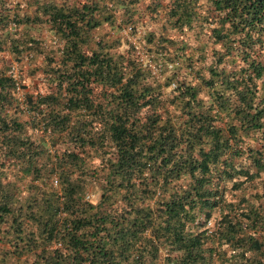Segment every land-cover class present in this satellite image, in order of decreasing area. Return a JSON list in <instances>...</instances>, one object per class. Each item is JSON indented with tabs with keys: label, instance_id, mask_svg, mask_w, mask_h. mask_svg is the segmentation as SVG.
<instances>
[{
	"label": "trees",
	"instance_id": "16d2710c",
	"mask_svg": "<svg viewBox=\"0 0 264 264\" xmlns=\"http://www.w3.org/2000/svg\"><path fill=\"white\" fill-rule=\"evenodd\" d=\"M17 1L44 92L1 63L0 264H264V0Z\"/></svg>",
	"mask_w": 264,
	"mask_h": 264
},
{
	"label": "rangeland",
	"instance_id": "374dc122",
	"mask_svg": "<svg viewBox=\"0 0 264 264\" xmlns=\"http://www.w3.org/2000/svg\"><path fill=\"white\" fill-rule=\"evenodd\" d=\"M8 2H11L12 4L17 3V0H7ZM145 3L147 4L148 1L146 0ZM145 25H142L141 28L138 29V32L135 35H129L128 32H124L125 34V38L128 39V41H131L132 43H134L135 46H137V49L141 51L143 58L145 60V63L151 65L150 68L153 70V73H156V65L154 63H152L149 59L148 56L150 58L154 57L156 55V50L152 45H149V43H146V39H145V34L153 31L155 36L158 38L159 37V33L162 32V23L163 21H159L158 23H153L152 21L147 19L144 21ZM165 23V22H164ZM25 29L24 26L20 27V30ZM109 29L108 28H103V30L98 31L95 37L98 36H102L104 33L108 32ZM39 33L41 34V38H46L48 37L49 33L46 29V27H43L40 29ZM38 33L34 32L33 35L37 36ZM174 33H168V37L169 38H176V37H180L179 35H172ZM187 39L192 43V46H195L197 41H196V35L194 33H190L187 36ZM126 48V46L123 44L122 47L120 48V50H124ZM212 47H208V50H210ZM171 52L173 51L170 50ZM3 62V64H5L6 66L10 67L13 69V73L14 76L18 79V81H21L23 86L25 87V91H20V94L22 93H38V92H44V88L43 86H41L40 81V73H36L35 75L31 74V69L38 67L41 65L42 62V57L40 56H34L31 59V62L27 61V58H22L21 60H19L18 62H16L14 60V58L7 52H3L2 54H0V68H2L3 64L1 65V63ZM30 63V64H29ZM167 91H169V89H167ZM253 188V189H252ZM259 193L261 192L260 189H256L255 184H247L245 186V188L236 193L238 195V198L241 197L242 194L245 195L246 198L250 199V194L251 193ZM91 200L93 203H96L99 199V190L96 189L92 195H91ZM231 196V193L228 191L226 193V197L229 198ZM219 219V214L215 213L212 219V223L216 222ZM33 261V257L29 258V262Z\"/></svg>",
	"mask_w": 264,
	"mask_h": 264
}]
</instances>
